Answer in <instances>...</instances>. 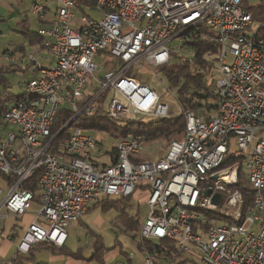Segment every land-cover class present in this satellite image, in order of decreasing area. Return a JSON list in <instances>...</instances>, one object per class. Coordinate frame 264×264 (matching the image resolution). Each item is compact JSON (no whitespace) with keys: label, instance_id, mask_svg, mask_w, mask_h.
<instances>
[{"label":"built area","instance_id":"built-area-1","mask_svg":"<svg viewBox=\"0 0 264 264\" xmlns=\"http://www.w3.org/2000/svg\"><path fill=\"white\" fill-rule=\"evenodd\" d=\"M52 1L54 19L38 32L47 39L50 65L42 66L34 54H4L9 65L28 61L36 73L5 114L4 126L12 130L0 135V178L8 188L3 197L0 183V218L3 210L21 217L32 209L35 194L26 184L39 174L40 207L15 256H27L41 243L65 247L68 228L99 201L131 197L146 187L149 209L139 237L170 245L145 249L140 264H176L186 255L201 264H264V39L259 36L264 22L253 27L243 4L248 0ZM49 9L34 3L32 12L46 21ZM199 39L219 46L216 115L184 111L167 85L161 95L125 74L139 63L162 68L173 56L195 62L177 50ZM91 78L97 90H90ZM63 108L74 116L54 134ZM176 111L185 117L184 137L170 141L157 160H139L143 138L132 133L124 139L111 135L117 160L110 166L91 160L105 144L104 135L95 138L75 128L68 143H55L82 113L122 121L170 119ZM232 156L242 158L223 167ZM241 173L254 192L248 208L237 189ZM207 190L209 197L203 196Z\"/></svg>","mask_w":264,"mask_h":264},{"label":"trees","instance_id":"trees-1","mask_svg":"<svg viewBox=\"0 0 264 264\" xmlns=\"http://www.w3.org/2000/svg\"><path fill=\"white\" fill-rule=\"evenodd\" d=\"M84 4L88 2L83 1ZM244 7L250 12L253 23L255 26H260L264 22V0H261L257 5L251 6L248 1H245ZM40 21V20H39ZM41 26L46 25L45 21L39 22ZM21 26L25 30V35L28 37L32 45H40L43 42V37L37 32H31L27 26V21H24ZM31 32V34H29ZM259 36L264 39V28L259 31ZM188 52H192L195 62H182L175 56H173L167 66L160 68V74L167 82V87L174 91L180 101L184 111H194L197 115L210 114L216 115L219 109V99L207 86L204 70L209 71L212 77L216 78L218 75L217 70V55L219 53V46L216 45L211 39H199L189 44ZM12 69V68H11ZM11 69L7 70L8 72ZM108 67L105 68V70ZM3 71H0V87L5 89L0 92V126L4 129V117L10 107L23 97V89L16 95L8 91V81L3 76ZM126 75L132 76L131 70L125 72ZM90 90H97L99 84L94 82L92 78L89 81ZM175 113V112H174ZM172 114L170 119L152 120V119H138V120H122L112 121L106 118L104 115H95L88 117L85 113H82L76 118L61 134L57 137L55 143L66 144L68 143L72 129L79 128L87 134L91 133H107L109 135L115 134L120 139H124L129 134L140 135L143 138L142 144L144 146L158 144V147L167 151V144L172 140H180L184 137L186 121L184 115ZM74 116V113L63 108L59 111L56 118V122L53 128V133L57 134ZM166 145V146H165ZM111 156V163L106 165L110 166L116 163L117 152L116 148L109 152ZM242 157H228L224 162L223 167L233 164ZM39 174L34 175L32 180L26 184V188L31 189L35 194V201L39 202L38 195V180ZM242 192L244 196V207L248 208L252 205L254 192L248 185L247 179L243 173L239 178V185L237 188ZM138 191V190H137ZM131 197H118L111 198L106 197L94 205V208L101 205L103 211L107 212L110 209H116L119 214L116 219V224L126 233L132 234L134 240L139 237L141 222L137 217L131 216L127 212V207L132 203ZM92 210V209H90ZM89 210V212H90ZM141 247L148 251L154 249H160L165 245H170L166 242H162L160 247L156 243L150 241H141ZM50 249L53 252L57 250L47 244L41 243L32 248L27 256L16 255L9 262L12 264H25L34 263V252L39 249ZM171 247L169 246V249ZM61 251H65V247ZM171 251H174L171 248ZM108 250L104 247L101 241H98L94 248V253L90 261H97L99 263H105V255ZM127 259V264H132L130 256L127 252L121 251ZM181 256V255H180ZM75 258L77 256H74ZM170 257H173L170 256ZM181 258V257H179ZM186 262H180L178 259L176 264H185Z\"/></svg>","mask_w":264,"mask_h":264},{"label":"rangeland","instance_id":"rangeland-1","mask_svg":"<svg viewBox=\"0 0 264 264\" xmlns=\"http://www.w3.org/2000/svg\"><path fill=\"white\" fill-rule=\"evenodd\" d=\"M261 0H248L251 6L257 5ZM3 3V10L0 11V15L3 17V23L0 24V68L6 66L4 60V53L7 51H15L18 46H22L26 43L24 35L18 28V23L25 19L30 22V28L33 31H37L40 28L39 19L37 15L32 12L34 3L44 4L45 0H0ZM50 5L51 13H54L57 9V4L52 0L48 2ZM89 12V9L86 11ZM82 14L77 13V17H81ZM93 18H100L99 15L93 14ZM253 27H256L253 25ZM178 51V54L186 57L193 58L192 52ZM104 59L100 58L96 60L97 64L100 65V70L97 73L99 76L101 74V64ZM232 59H230V62ZM42 64L47 63L44 60L40 61ZM9 65V64H7ZM132 76L137 78V80L143 84L150 86L159 94H164L166 91L167 82L164 77L160 74V68L150 69L143 66L142 63L134 65L131 69ZM205 78L207 86L210 87L211 91L214 92L216 78L212 77L209 71H205ZM10 81V86L12 88L18 86L21 82V77L10 76L8 77ZM5 89L0 88V92ZM171 101V99H170ZM176 111L174 114H178ZM12 130L11 127L3 128L0 126V135L4 136L6 131ZM93 137H98V135H104L106 144L103 145L101 151L93 154V161L97 164H104L109 162L106 158L105 153L110 152L113 149V144L116 143V139L111 137L107 133H91ZM157 145L155 144V147ZM151 149L153 145L147 146ZM236 144L233 145V150H235ZM148 150V149H147ZM155 160V158H154ZM0 183L4 188V195L7 194L8 188L5 186L4 179L0 178ZM38 207L33 205L32 209L21 217H12L7 220H0V242L9 244L12 250L14 244H17L19 239H14L11 236L10 229H16L13 236H21L25 229L31 224L36 218V213ZM140 211V212H139ZM127 212L133 216L137 217L140 222H143L148 213V205L146 203L138 202L137 200L132 201L131 205L127 207ZM119 212L116 209H110L105 212L101 206L96 207L91 212L87 213L80 221L75 222L68 228V241L65 245V251L61 249H56L53 252L50 249H39L34 252V263L33 264H103L97 261H90L93 256L95 245L98 241H101L104 247L108 250L105 255L104 264H127L126 257L121 254L127 252L132 260V264H140V262L145 260L144 249L141 247V239L137 237L136 240L132 238V234L126 233L116 224V219ZM217 224H223L224 221L215 220ZM7 228L8 230H6ZM20 238V237H18ZM14 249V248H13ZM74 256H77L76 258ZM180 262H186L185 264H201L200 260L195 256L186 255Z\"/></svg>","mask_w":264,"mask_h":264},{"label":"crops","instance_id":"crops-1","mask_svg":"<svg viewBox=\"0 0 264 264\" xmlns=\"http://www.w3.org/2000/svg\"><path fill=\"white\" fill-rule=\"evenodd\" d=\"M49 1H51V0H45L46 3H44V4L48 5ZM1 10H3V3H0V11ZM54 16H55V12L51 13V9H49L48 13H47V20L45 21L47 24L44 25V26L40 25V28L37 31L31 30L30 22H29L28 19H25L22 22L18 23V28L21 30V33L24 35V37L26 39V43L23 44L22 46H18L15 51H7L5 53H10L12 55H15L16 57H20V56L22 57L24 55L34 54L36 61H38L42 66H49L50 65V61H51V57H50L48 49L45 48V42H46L47 39L42 36L43 37L42 44H40V45H38V44L37 45H32L30 40L28 39V37L25 35L26 31L23 30V27L21 26V24L24 21H27V26L30 29V31L38 33L40 29L49 28L50 27L51 22L54 19ZM1 23H3V17L0 15V24ZM31 32L29 34H31ZM0 33H1V31H0ZM41 60H44L47 64L46 65L42 64L40 62ZM7 64H6L5 67H1L0 71H3L2 72L3 76L8 81V86H7L8 91L17 95L20 92V89H22L24 83H26L30 79L34 78L36 76V73L32 69L33 65L31 63H29L28 61L21 62L18 65H7ZM9 69H11V71L8 72L7 70H9ZM14 75L16 77H21L22 80H21V82H20V84L18 86L12 88L10 86V81H9L8 77L14 76ZM0 88L3 89V87H0ZM103 137L105 138V136H103ZM107 140L105 139V141H107ZM105 144H106V142H105ZM156 145L157 146L155 147V145L153 144L154 147H151V149H150V147L147 148V146H144L142 152L138 155L139 156L138 157L139 160H154V158H155V160H157L158 158H160L164 154V150L160 149L158 147V144H156ZM114 146H115V144H113V147ZM167 147H168V144H167ZM101 150L102 149H100L99 151H101ZM104 156H106V158L109 159V162H107V163L105 162L104 164H98V165L106 166V165L111 163V156H110L109 152L105 153ZM92 158H91L92 162L97 164L96 162L93 161ZM149 195H150L149 190L146 187L139 188L138 191L136 192V194L134 195V197L132 198V201L137 200L138 202L139 201L141 203L144 202V203H146L148 205ZM111 198H118V197H111ZM33 205L38 207V210H39V207H40L39 206L40 205L39 202L35 201ZM99 206H101V205H99ZM95 208H94V206L91 207L92 210L95 209ZM101 208H103V207L101 206ZM148 209H149V207H148ZM92 210H90V212ZM2 213H3V218H0V220H7L8 218L16 217V216H13V215H8L5 210H3ZM88 213H89V211H88ZM16 218H18V217H16ZM5 229L8 230L7 228H5ZM15 231H16L15 228L14 229H10L11 236L14 237V239H16V238L19 239L17 241V243H18L20 241V239L22 238L24 232H22L23 234L21 236H19V234L13 236V234H15ZM18 237H20V238H18ZM16 250H17V244L16 245L14 244V246L12 247V250H11V247H10L9 244L0 242V264H9L10 263L9 261L13 257H15Z\"/></svg>","mask_w":264,"mask_h":264},{"label":"water","instance_id":"water-1","mask_svg":"<svg viewBox=\"0 0 264 264\" xmlns=\"http://www.w3.org/2000/svg\"><path fill=\"white\" fill-rule=\"evenodd\" d=\"M210 195H211V191H210V190H207V191H205V192L203 193V196H205V197H209ZM220 199H221V197H220L219 194L215 195V196L213 197V203L216 204V205H218L219 202H220Z\"/></svg>","mask_w":264,"mask_h":264}]
</instances>
